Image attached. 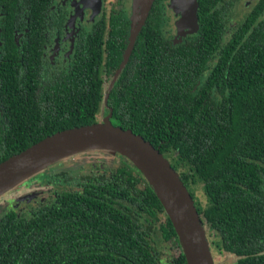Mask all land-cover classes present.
Wrapping results in <instances>:
<instances>
[{"label":"trees","instance_id":"1","mask_svg":"<svg viewBox=\"0 0 264 264\" xmlns=\"http://www.w3.org/2000/svg\"><path fill=\"white\" fill-rule=\"evenodd\" d=\"M218 1L196 0V30L174 45L160 34V0H150L105 101L112 124L167 158L208 245L234 254L228 264H264V0L225 38ZM90 31L91 54L69 89L77 97L56 102L40 133L15 135L16 142L0 136V160L46 134L93 121L101 81L92 66L101 37L110 72L127 49L129 21L111 9ZM113 154V167L79 175L27 214L5 209L0 264H165L159 243L177 245L173 228L140 172ZM196 183L203 204L194 198ZM171 261L185 264L179 250Z\"/></svg>","mask_w":264,"mask_h":264},{"label":"flooded vegetation","instance_id":"2","mask_svg":"<svg viewBox=\"0 0 264 264\" xmlns=\"http://www.w3.org/2000/svg\"><path fill=\"white\" fill-rule=\"evenodd\" d=\"M256 1L248 3L242 17L228 30L223 26V38ZM103 4L100 0L97 11L92 12L91 0H0V136H11L16 142L15 135L40 133L49 111L58 108L56 102L77 97L70 96L69 89L78 82L79 68L85 70L80 62L91 54L87 49L93 41L90 29L98 19L106 23L111 9L122 16L113 6L105 12ZM263 13L261 10L259 16ZM221 20L223 25L222 15ZM104 38L92 68L101 81L97 109L102 103L111 121L105 100L124 51L117 66L107 72ZM124 40L127 42V34Z\"/></svg>","mask_w":264,"mask_h":264},{"label":"water","instance_id":"3","mask_svg":"<svg viewBox=\"0 0 264 264\" xmlns=\"http://www.w3.org/2000/svg\"><path fill=\"white\" fill-rule=\"evenodd\" d=\"M91 2L92 12L97 11L100 0ZM149 3L150 0L133 1V15L129 20V43L118 67L126 58ZM172 5L179 12L180 24L196 30V0H172ZM93 148H102L124 156L144 177L173 228L185 264H212L204 229L191 196L177 172L157 148L139 134L129 128L112 124L109 112L99 121L46 134L0 160V193L52 162L74 152Z\"/></svg>","mask_w":264,"mask_h":264},{"label":"rangeland","instance_id":"4","mask_svg":"<svg viewBox=\"0 0 264 264\" xmlns=\"http://www.w3.org/2000/svg\"><path fill=\"white\" fill-rule=\"evenodd\" d=\"M134 0H104V11L113 6L118 8L122 16L128 21L133 15ZM251 0H219L217 7L222 15L224 30H228L242 17ZM160 34L172 44L180 43L187 35L195 30L188 25H181L179 12L173 7L172 0L160 1ZM225 36V35H224ZM106 83H103V90ZM105 108L100 103L99 109L93 116V121H99L105 114ZM116 156L102 148L87 149L74 152L63 159L52 162L40 170L28 175L12 187L0 193V214L7 208L13 209L17 214H27L29 208L45 201H50L53 191L60 187H71L79 175L86 172H103L113 167ZM56 179V180H55ZM194 198L201 204L204 196L198 183L192 185ZM160 259L165 264H172V257L179 250L171 241H161ZM212 264H228L235 259V255L223 250H217L208 245Z\"/></svg>","mask_w":264,"mask_h":264}]
</instances>
